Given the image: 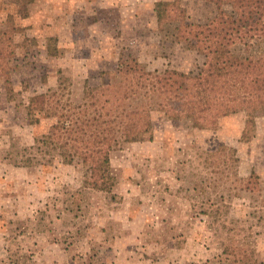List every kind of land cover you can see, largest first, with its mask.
<instances>
[{"label": "rangeland", "instance_id": "374dc122", "mask_svg": "<svg viewBox=\"0 0 264 264\" xmlns=\"http://www.w3.org/2000/svg\"><path fill=\"white\" fill-rule=\"evenodd\" d=\"M160 1L186 17L159 21ZM214 11L0 0V264H264V113L185 117L154 97L152 130L116 146L108 183L35 144L57 98L115 104L140 71L198 73ZM234 49L258 58L264 41Z\"/></svg>", "mask_w": 264, "mask_h": 264}, {"label": "trees", "instance_id": "16d2710c", "mask_svg": "<svg viewBox=\"0 0 264 264\" xmlns=\"http://www.w3.org/2000/svg\"><path fill=\"white\" fill-rule=\"evenodd\" d=\"M205 1L214 4L216 11L205 24L209 46L198 73L167 69L158 84L150 83L140 71L125 83L115 104L86 105L57 98L44 107L54 123L35 138L37 150L49 161L56 157L65 164L82 160L89 164L91 178L108 183L115 178L111 154L116 146L152 130L154 97L185 117L211 107L223 116L243 111L251 121L264 113V54L254 58L234 49L264 41V0ZM155 11L159 21L184 19L187 14L185 7L173 1L158 2Z\"/></svg>", "mask_w": 264, "mask_h": 264}]
</instances>
